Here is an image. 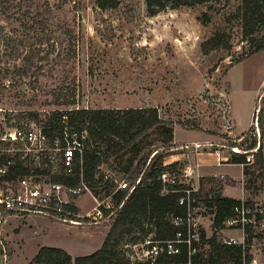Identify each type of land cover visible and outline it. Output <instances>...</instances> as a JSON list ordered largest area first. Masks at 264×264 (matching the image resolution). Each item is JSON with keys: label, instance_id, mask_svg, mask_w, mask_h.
Segmentation results:
<instances>
[{"label": "rangeland", "instance_id": "374dc122", "mask_svg": "<svg viewBox=\"0 0 264 264\" xmlns=\"http://www.w3.org/2000/svg\"><path fill=\"white\" fill-rule=\"evenodd\" d=\"M111 2L100 8L96 0H0V131L45 125L75 108L152 107L165 120L134 142L113 147L94 176L97 182L75 200L73 218L81 223L34 214L1 222L0 264H28L42 246L72 257L95 252L120 207L114 195L119 183L155 152L162 156L157 165L180 154L163 172L174 173L183 189H194L197 237L203 231L223 243L230 237L247 243L250 264H264V169L251 164L264 141V49L256 51L264 45V25L245 36L239 0L168 4L153 16L146 0ZM253 141L255 148L246 149ZM233 153H243L247 165L231 162ZM186 165L194 172L179 178ZM220 165L232 176L211 172ZM223 185L248 203L250 214L215 229L212 194ZM93 196L107 205L96 220ZM134 227L122 237L118 228L110 241L131 260L146 254L145 240L154 236L142 238ZM219 264L234 262L223 257Z\"/></svg>", "mask_w": 264, "mask_h": 264}, {"label": "trees", "instance_id": "16d2710c", "mask_svg": "<svg viewBox=\"0 0 264 264\" xmlns=\"http://www.w3.org/2000/svg\"><path fill=\"white\" fill-rule=\"evenodd\" d=\"M203 1L205 0H146L147 13L153 16L168 4L174 8L180 5L191 6ZM239 1L242 9V32L245 36H250L261 25H264L262 16L264 0ZM96 3L100 8L114 4L108 3V0H96ZM263 49L264 45H258L256 51ZM262 112L263 110L260 109L257 115L259 122H261ZM52 119L54 121H51ZM51 120L43 125L49 136L58 135L64 126L69 125L74 129H85L90 140V144H87L81 156L74 161L72 174L65 175L59 168V173L50 175L51 180L67 186H75L83 181L88 188L92 186V183L97 182L94 181V176L99 173L100 165L107 163L109 157L115 152L113 147L132 143L154 126L165 122L152 107L67 109L56 113V116ZM255 146L256 142L253 141L246 149L250 150ZM92 147L93 149H91ZM263 154L264 141L253 153L254 161L251 164L264 169ZM161 157L158 152H155L149 161L148 158L142 162L138 161L128 171V175L123 178L129 184H133L139 177V182L129 193L127 189L116 190L114 195L117 196V204H120V207L99 249L88 255L72 257L62 248L42 246L28 264H148L150 262L154 264H219V260L223 257H229L234 264H250L252 258L247 243L226 244L218 241L214 233L210 237H206L203 231L199 232V237L196 240L191 239L189 244L185 241L175 243V247L178 248L177 252H168L166 241L174 240L177 231L182 233L181 240L185 239L189 229L185 219L177 227L171 222L172 217H186L187 205L185 201L183 204L179 203L180 198L184 196L181 190L183 187L164 183L160 178L163 171L176 165L175 162L167 165L155 164ZM231 162L247 165L243 153H233ZM28 172L29 169L25 165L15 162L9 169L6 178H15ZM102 177L103 175L99 174L98 180H101ZM212 201L214 206L213 227L215 229L222 228L227 218L235 216V207L244 204L248 208V203L222 196L221 190L212 194ZM70 207L76 211L75 206L71 205ZM249 214L250 212L246 213V216ZM140 220L146 222L142 223ZM135 224L137 232L142 234V238L151 232L154 236L152 239L145 240L149 241L146 243V254L131 260L121 252L119 255L113 245H110V241L117 234L118 228H120V237H122L124 234L133 232ZM155 245L159 249L157 254L152 256L151 252H147ZM205 245L207 248H204Z\"/></svg>", "mask_w": 264, "mask_h": 264}, {"label": "built area", "instance_id": "2783aa9c", "mask_svg": "<svg viewBox=\"0 0 264 264\" xmlns=\"http://www.w3.org/2000/svg\"><path fill=\"white\" fill-rule=\"evenodd\" d=\"M89 143L90 140L85 129L78 130L67 126H64L60 133L54 136H49L45 132L42 123L5 128L0 131V223L4 222L7 216H29L32 214L43 215L73 225L81 223L73 218L77 214L70 206H76V198L85 191H89L87 184L81 181L75 186H67L51 180L50 172L53 169L61 168L65 175H71L74 161L81 156ZM250 157H247V161L250 160ZM15 162L25 165L29 172L15 178H6L9 169ZM182 172L179 178L189 179L194 170L191 165H186ZM161 179L169 184L170 182L177 185L183 183L176 179L174 173L168 171L161 174ZM138 182L139 177L133 184L122 179L117 189H127L129 193ZM181 190L184 196L180 198L179 203L186 202L187 214L185 218L172 217L171 222L177 227L185 219L189 230L183 240H181V231H177L174 240L166 241L168 252H177L178 248L175 247V243L179 241H185L189 244L191 239H197L194 223L191 221V210L194 207V189ZM93 199L95 201L92 209L95 211L93 218H102V212L107 205H103L102 201L94 196ZM248 212L249 210L244 204L235 207L234 213L237 218H227L225 224L233 225L241 222ZM240 215L241 218H239ZM224 243L237 244V241L230 237ZM158 249L155 245L147 253L151 252L152 256H155ZM2 256L6 259L5 253Z\"/></svg>", "mask_w": 264, "mask_h": 264}, {"label": "crops", "instance_id": "0c3cea01", "mask_svg": "<svg viewBox=\"0 0 264 264\" xmlns=\"http://www.w3.org/2000/svg\"><path fill=\"white\" fill-rule=\"evenodd\" d=\"M191 141H193V140H191ZM203 141H209V140L208 139H204ZM198 155H199V153H197V156ZM179 156H180V154H170V155L164 156V158H170V159L173 158L170 161L166 162V164L167 163L169 164V163L177 162V160H178L177 158H179ZM210 170H211V172H214V173L216 172V173H219V174H224V173L228 172L227 168L226 167H222L221 165H220V167H212V169H210ZM226 174L230 175V173H226ZM230 176H232V175H230ZM221 194H222V196L231 197V198H234V199H239L238 197L228 193L226 185H223V189H222ZM9 217L10 216H7L6 219H8Z\"/></svg>", "mask_w": 264, "mask_h": 264}, {"label": "bare ground", "instance_id": "6f19581e", "mask_svg": "<svg viewBox=\"0 0 264 264\" xmlns=\"http://www.w3.org/2000/svg\"><path fill=\"white\" fill-rule=\"evenodd\" d=\"M197 146H199V145H197Z\"/></svg>", "mask_w": 264, "mask_h": 264}]
</instances>
